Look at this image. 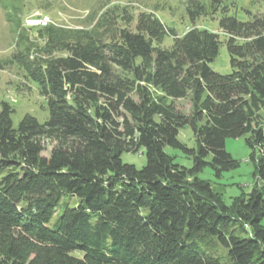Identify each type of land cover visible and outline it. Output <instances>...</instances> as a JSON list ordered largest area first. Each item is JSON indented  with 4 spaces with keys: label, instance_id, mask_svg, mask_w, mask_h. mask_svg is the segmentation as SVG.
<instances>
[{
    "label": "trees",
    "instance_id": "1",
    "mask_svg": "<svg viewBox=\"0 0 264 264\" xmlns=\"http://www.w3.org/2000/svg\"><path fill=\"white\" fill-rule=\"evenodd\" d=\"M0 5L22 27L23 0ZM124 9L103 7L80 28L37 27V45L20 31L8 61L36 83L47 117L14 125L0 101V264H264V16L187 0L190 26L178 35L150 12L129 26ZM217 11L228 74L209 65L219 34L193 25ZM186 97L187 113L175 105ZM241 136L253 185L227 204L198 173L238 167L225 140ZM140 149L143 166L122 161Z\"/></svg>",
    "mask_w": 264,
    "mask_h": 264
},
{
    "label": "rangeland",
    "instance_id": "2",
    "mask_svg": "<svg viewBox=\"0 0 264 264\" xmlns=\"http://www.w3.org/2000/svg\"><path fill=\"white\" fill-rule=\"evenodd\" d=\"M186 2L187 0H23L22 17L31 12L40 11L51 19V23L54 22L57 26L80 28L81 26H89L91 20L98 15L97 12L101 8L111 5L112 7L118 6V12L125 8V16H131L129 26L135 24L137 16L141 12H150L163 21L164 24L174 27L175 33L179 35L190 26L188 14L185 11ZM225 4L227 5L226 13L235 16L239 20L251 19L255 14L264 16V0H225ZM220 15L221 12L217 11L213 16H198L193 25L208 27L219 34L222 43L219 46L216 58L209 65L217 73L228 74L231 72V65L224 42L225 37L218 28ZM123 21L127 22L126 18ZM28 23L32 24V29H26V35L31 38L34 45L40 44V39L33 38V33H35L37 27L30 19ZM17 29L14 28L12 22L7 21L0 5V101H7L12 106L11 118L14 125H17L26 113L35 116L39 121H43L47 117L46 104L36 83L27 77L21 66L8 61L18 51L16 43L21 41H18V39L23 28ZM171 43L172 37L166 35L161 45L168 47ZM60 53L56 51L49 55ZM34 55L31 52L30 56L33 57ZM175 105L185 113L189 112L191 108V102L187 97L175 100ZM179 136L188 146L193 145V137L189 127L181 129ZM52 144L51 141L45 142L46 150L43 152L44 154L49 152ZM225 149L238 161V167L222 172L220 177H216L212 169L206 167L198 173V176L207 180L214 192L221 195L223 201L228 204L235 197L246 196L250 191L253 185V167L248 159L250 150L243 136L227 138ZM167 151L175 157L177 163L185 167L191 166L190 158L183 153L174 149H167ZM121 159L124 162L134 164L137 168L145 163L142 149L136 153L124 152L121 154ZM261 224L264 226V217L261 219Z\"/></svg>",
    "mask_w": 264,
    "mask_h": 264
},
{
    "label": "bare ground",
    "instance_id": "3",
    "mask_svg": "<svg viewBox=\"0 0 264 264\" xmlns=\"http://www.w3.org/2000/svg\"><path fill=\"white\" fill-rule=\"evenodd\" d=\"M48 21V19L46 18L45 20H41V24H45Z\"/></svg>",
    "mask_w": 264,
    "mask_h": 264
},
{
    "label": "built area",
    "instance_id": "4",
    "mask_svg": "<svg viewBox=\"0 0 264 264\" xmlns=\"http://www.w3.org/2000/svg\"><path fill=\"white\" fill-rule=\"evenodd\" d=\"M46 18H43L42 20H45ZM37 22H39L41 24V20H38Z\"/></svg>",
    "mask_w": 264,
    "mask_h": 264
}]
</instances>
